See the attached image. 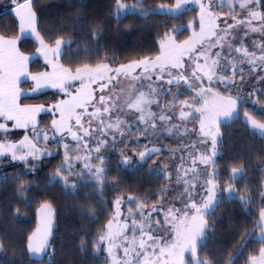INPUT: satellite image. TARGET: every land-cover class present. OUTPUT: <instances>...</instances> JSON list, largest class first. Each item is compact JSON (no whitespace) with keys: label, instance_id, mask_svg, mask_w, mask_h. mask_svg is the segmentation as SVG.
I'll list each match as a JSON object with an SVG mask.
<instances>
[{"label":"rangeland","instance_id":"1","mask_svg":"<svg viewBox=\"0 0 264 264\" xmlns=\"http://www.w3.org/2000/svg\"><path fill=\"white\" fill-rule=\"evenodd\" d=\"M185 7L197 13L188 38L170 34L156 57L119 66H64L65 40L50 44L41 37L29 0L13 1L18 37L0 35V132L24 131L0 139V159H41L59 146L62 161L50 181L69 190L85 175L102 183L112 153L125 167L149 162L164 180L155 201L115 199L93 245L104 264H206L196 249L219 192L218 127L241 113L264 136V124L252 115L264 111V0H176L156 10L176 14ZM118 10L141 11L122 3ZM21 37L36 43L32 52L19 49ZM34 59L43 67L30 71ZM47 90L57 91V100L20 103ZM45 114L50 120L39 126ZM240 173L231 170L234 178ZM226 190L233 194L232 187ZM259 222L257 237L264 239V209ZM52 224L53 211L43 203L29 240L33 257L44 255ZM248 264H264V246Z\"/></svg>","mask_w":264,"mask_h":264},{"label":"trees","instance_id":"2","mask_svg":"<svg viewBox=\"0 0 264 264\" xmlns=\"http://www.w3.org/2000/svg\"><path fill=\"white\" fill-rule=\"evenodd\" d=\"M13 1L21 0H0V35L16 38L20 26L12 12ZM175 1L29 0L41 37L50 44L65 40L59 59L70 69L141 61L159 55L161 42L170 34L176 41L185 40L191 34L190 26L197 27L195 8L185 7L176 14L156 10ZM118 3L141 11L120 13ZM18 47L28 53L36 43L21 37ZM42 67V62L34 59L29 69ZM58 96L57 91L47 90L23 96L20 103H49ZM252 115L264 124V111H253ZM49 120L50 115L45 114L38 125L46 126ZM218 128L214 165L219 192L205 216V236L196 256L206 264H248L264 246V239L257 237L264 209V136L252 129L241 113ZM11 131L0 132V139L24 132ZM48 149L50 154L41 159H0V264H104L94 254L93 245L105 228L115 199L131 195L155 201L164 180L148 169L149 162L125 167L112 153L105 160L102 183L85 175L74 190H69L58 180L50 181L62 153L56 145ZM233 169H241L236 178L231 175ZM227 187L233 188L232 195L227 194ZM43 203L53 211V224L44 255L37 258L30 254L29 240Z\"/></svg>","mask_w":264,"mask_h":264}]
</instances>
